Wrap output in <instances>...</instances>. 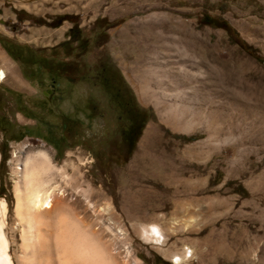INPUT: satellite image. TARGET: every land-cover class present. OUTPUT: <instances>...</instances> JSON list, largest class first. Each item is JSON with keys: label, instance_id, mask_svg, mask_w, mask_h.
<instances>
[{"label": "rangeland", "instance_id": "374dc122", "mask_svg": "<svg viewBox=\"0 0 264 264\" xmlns=\"http://www.w3.org/2000/svg\"><path fill=\"white\" fill-rule=\"evenodd\" d=\"M0 56L17 245L13 161L45 150L70 177L50 219L66 208L112 264H170L185 247L186 264H264V0H0ZM149 223L162 246L139 236Z\"/></svg>", "mask_w": 264, "mask_h": 264}, {"label": "bare ground", "instance_id": "6f19581e", "mask_svg": "<svg viewBox=\"0 0 264 264\" xmlns=\"http://www.w3.org/2000/svg\"><path fill=\"white\" fill-rule=\"evenodd\" d=\"M5 78V72L0 68V82ZM177 113L182 116L184 109ZM185 126L183 124V129L178 128L184 130ZM71 168L74 170L73 166ZM12 173L15 176L14 215L20 244L17 245L14 232L8 224V205L0 197V264H49L44 250L49 243L47 239L52 235L55 238L54 245L61 248L59 258L57 256L58 264H112L109 262L111 260L103 257L100 246L85 232L82 223L71 218L66 208L59 210L58 216L50 219V214L56 209L57 198L65 194L60 183L69 186L70 177L63 167L54 165L47 151L27 152L22 159H15ZM138 234L146 242L159 246L164 244V231L158 224H141L138 226ZM14 246L18 247V252L14 251ZM87 255H91L92 263L86 261L84 256ZM191 257L192 251L185 247L183 253L171 254L169 262L186 264ZM133 263L138 264L134 260Z\"/></svg>", "mask_w": 264, "mask_h": 264}, {"label": "flooded vegetation", "instance_id": "af4514ba", "mask_svg": "<svg viewBox=\"0 0 264 264\" xmlns=\"http://www.w3.org/2000/svg\"><path fill=\"white\" fill-rule=\"evenodd\" d=\"M49 80L51 82L50 88H48L46 91H47V97L51 98L56 93V89L58 88V83H55L56 79L54 77L49 78ZM101 81H102V85L105 88V90L111 96H113V98L116 101H118L119 103L126 102L129 99V97L125 91V88L122 87L121 84L118 82L115 74H112V73L105 70V73H104ZM125 106L129 107L130 105L127 104V102H126ZM131 136H132V134H131Z\"/></svg>", "mask_w": 264, "mask_h": 264}, {"label": "trees", "instance_id": "16d2710c", "mask_svg": "<svg viewBox=\"0 0 264 264\" xmlns=\"http://www.w3.org/2000/svg\"><path fill=\"white\" fill-rule=\"evenodd\" d=\"M209 24H215V21H212L211 19H206ZM135 117V116H134ZM129 132V131H128ZM131 133V132H130Z\"/></svg>", "mask_w": 264, "mask_h": 264}]
</instances>
